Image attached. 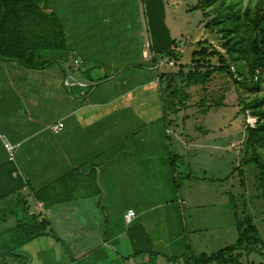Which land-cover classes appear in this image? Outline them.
<instances>
[{"label":"crops","instance_id":"1","mask_svg":"<svg viewBox=\"0 0 264 264\" xmlns=\"http://www.w3.org/2000/svg\"><path fill=\"white\" fill-rule=\"evenodd\" d=\"M184 1L163 0L164 44L178 43L179 60L155 52L143 0L40 3L62 23L68 50L43 54L45 65L37 70L0 57V235L22 206L50 222V234L27 243L59 238L67 242L70 264H174L170 257L180 264L187 253L228 246L222 243L229 227L215 221L224 203L236 216L216 170L222 126L208 125L204 114L188 131L194 116L187 115L196 112L165 105L169 93L159 78L168 60L185 65L182 54L198 41L212 42L204 15L195 25L204 39L172 34L178 20L172 5L186 7L185 17L203 12ZM50 110L48 127L40 114ZM4 142L17 147L25 180L15 176ZM43 190L49 208L34 198ZM130 209L135 215L128 222ZM234 221L230 231L238 237ZM151 252L158 253L153 262Z\"/></svg>","mask_w":264,"mask_h":264},{"label":"rangeland","instance_id":"2","mask_svg":"<svg viewBox=\"0 0 264 264\" xmlns=\"http://www.w3.org/2000/svg\"><path fill=\"white\" fill-rule=\"evenodd\" d=\"M187 1H184L185 6ZM192 1L198 4L202 0ZM158 5L160 6V3H157L155 8L160 16L162 11ZM172 6L174 7L170 10L174 13V18H178L172 24L174 27L170 25L172 34H177V36L180 33L189 34L192 37L190 38L192 42L204 39L202 34L198 35L199 32H195V25L198 24L199 18L203 17L205 11V20L211 25L206 31L205 38H207V35L210 37L212 45L227 59L238 79L250 76L251 65L255 59L264 56V0H210L202 7L203 12L194 13L189 11L192 14L186 17L183 15L188 13L185 11L186 7L182 6L178 9L175 5ZM143 14L148 32L154 34L156 30L154 24L157 17L155 11L146 6V0H143ZM195 48L199 49V46ZM205 49L207 52L210 51L209 46ZM187 53L182 54L183 57L181 58L185 62L188 60L186 63L190 64L191 67H184V64H182V72L175 76L172 84L181 85L183 91V97L176 106H184L190 108V111L196 112L187 115L188 117L194 116L189 122L190 126L187 125V130L191 131L198 128L202 124L201 117L204 114H206L205 122L208 125L214 126L216 123V126L220 124L222 126L223 151L222 158L217 159L216 170L217 174L224 178V191L228 189L231 192L232 204L235 206L237 215L234 216L230 206L224 203L223 208L216 216L215 221L217 223L221 221L224 226L229 227V234L227 237L224 236L222 246L230 245L236 241L237 233L235 229L230 231V228L232 224L235 225L234 217L236 221L238 218L239 222H245V229L253 227L257 230V235H251L255 238L258 237L260 241L252 243L249 253L236 251L233 256L242 264H264V171L255 166L239 167V162L246 152L249 129H260L264 125V66L258 67L255 71L258 75V79L255 80L257 81L255 89H244L226 73L216 72L211 75L209 80L185 88V75L189 70L194 71L197 64L203 65L199 69L205 71L207 65H217L219 63L217 57L198 55L193 60L191 52L188 51ZM196 59L199 60L196 61ZM175 60H179V58ZM37 69L40 68H35V70ZM162 71L166 75L177 73L179 65L176 62L171 63L170 59ZM162 82V88L166 93H169L171 89L166 87V80ZM168 101H170L169 96H164L165 105H168ZM54 116L55 113L52 110L40 114V117L44 118L46 123L50 122V119ZM47 124L48 127L51 125ZM6 143L4 142V146ZM14 148L13 162L17 166L16 170L20 178L25 180V176L16 162L17 147L14 146ZM256 149L264 157V145H257ZM248 155H252V150H249ZM46 194L47 190L41 192L44 197H46ZM171 197L172 195L169 192L165 195L167 199ZM40 212V215H42L43 209ZM54 240L50 242L48 239L41 242L35 240L32 243H26L23 249H25L24 253L30 256L29 264H70L67 242L60 243L58 240ZM164 254L171 255L173 253L164 251ZM170 258L174 259V257ZM182 258H179V260H182Z\"/></svg>","mask_w":264,"mask_h":264},{"label":"trees","instance_id":"3","mask_svg":"<svg viewBox=\"0 0 264 264\" xmlns=\"http://www.w3.org/2000/svg\"><path fill=\"white\" fill-rule=\"evenodd\" d=\"M43 0H0V57L13 59L27 68H41L45 65V60H42L43 54L58 51H67V39L65 29L62 28V23L58 17L52 12H46L40 6ZM210 0H202L196 4L192 10H203L202 7ZM160 3L161 15L156 12L155 5ZM146 6L152 8L156 14V28L153 34L154 50L156 53L165 54L167 56L177 58L175 51L178 48V43L170 41L164 44L163 29H167L164 24V4L163 0H146ZM204 11V10H203ZM204 17L205 11L203 12ZM206 27L210 28L209 22H206ZM199 49L193 50L191 53L192 59L198 55H206L217 57L219 63L217 65H207L205 71H201L200 64L196 65L194 71L189 70L186 75L184 87L198 85L209 80L213 73H226L234 80L236 84L244 89H255L256 82L254 74L258 67L264 66V56L255 59L251 65V74L249 77H243L239 80L232 72L227 59L207 40L198 41L196 43ZM210 47V51H206V47ZM199 59H196L198 61ZM194 62V61H193ZM184 67H191L190 64H185ZM182 67L179 65L177 73L164 74L161 73L160 81L167 82L166 87L170 88L169 98L172 101L171 105L176 106L180 103L183 97L181 85H172L175 76L181 74ZM248 139L246 141V152L239 162V167L255 166L264 171V157L259 154L256 149L257 145H264V125L260 129H249ZM249 150H252V155H248ZM19 187V188H18ZM21 189V184H18L13 193ZM20 194H18V198ZM34 198L38 201H43L44 206L49 208L52 202L47 201L41 192H35ZM232 202V198H231ZM233 203V202H232ZM235 211V206L232 204ZM17 216L13 226L4 230L0 235V264H29L30 258L24 253V245L40 236L49 234L47 227L50 222L46 219L39 220V216L35 213H29L28 209L18 206L14 211ZM237 216V215H236ZM245 222H239L237 218L238 237L235 243L221 248L211 254L187 253L183 256L180 264H242L238 261L233 253L236 251H251L252 243L260 241L258 237H252L251 234L257 235V230L253 227L245 229ZM252 232V233H250ZM60 243L63 241L56 238ZM65 245V243H64ZM151 261L153 262L158 256V253L151 252ZM174 264H178L177 260H172Z\"/></svg>","mask_w":264,"mask_h":264},{"label":"built area","instance_id":"4","mask_svg":"<svg viewBox=\"0 0 264 264\" xmlns=\"http://www.w3.org/2000/svg\"><path fill=\"white\" fill-rule=\"evenodd\" d=\"M149 46H150V42L147 43V47L148 48H149ZM257 79H258V75L255 73L254 74V80H257ZM239 80H241V79H239ZM52 128H53L54 131H58L61 128V126H60V124H55V125L52 126ZM5 146H6V149H7L8 153H9L10 160L14 161V150H15L14 146L11 145L8 142L5 144ZM17 175H19V174L16 171L15 172V176L17 177ZM134 215H135V211L133 209L128 210L127 213H126V219H127V221L130 222L133 219Z\"/></svg>","mask_w":264,"mask_h":264}]
</instances>
